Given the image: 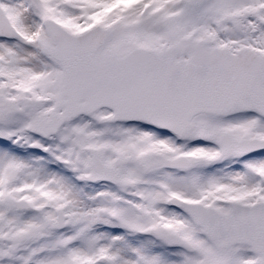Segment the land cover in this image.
Here are the masks:
<instances>
[{
	"label": "snow or ice",
	"instance_id": "1",
	"mask_svg": "<svg viewBox=\"0 0 264 264\" xmlns=\"http://www.w3.org/2000/svg\"><path fill=\"white\" fill-rule=\"evenodd\" d=\"M0 264H264V0H0Z\"/></svg>",
	"mask_w": 264,
	"mask_h": 264
}]
</instances>
